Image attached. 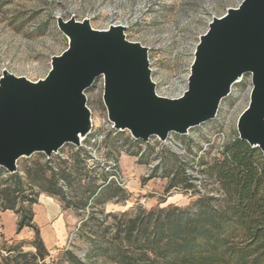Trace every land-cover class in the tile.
<instances>
[{"label": "water", "instance_id": "95a60500", "mask_svg": "<svg viewBox=\"0 0 264 264\" xmlns=\"http://www.w3.org/2000/svg\"><path fill=\"white\" fill-rule=\"evenodd\" d=\"M56 23L67 47L51 57L44 77L33 81L5 69L0 75V168L7 173L18 171L21 158H50L65 145L81 147L93 126L85 91L98 77L113 128L148 142L185 136L215 120L232 85L248 74L249 102L236 132L264 156V0H241L212 17L178 97L157 94L148 48L127 39L126 26L95 29L87 18L73 16Z\"/></svg>", "mask_w": 264, "mask_h": 264}, {"label": "rangeland", "instance_id": "374dc122", "mask_svg": "<svg viewBox=\"0 0 264 264\" xmlns=\"http://www.w3.org/2000/svg\"><path fill=\"white\" fill-rule=\"evenodd\" d=\"M240 2L241 0H0V75L5 69L33 81L44 77L50 68L51 57L59 55L67 47V39L57 27V18L69 19L73 16L78 21L87 18L95 29H103L106 24L113 22L127 21V39L140 42L148 48L156 92L167 97L179 95L181 92L178 89L185 84V78L189 74L195 46L199 36L207 30L208 22L213 16H221L227 8L236 7ZM250 90V76L245 74L239 82L232 85L230 94L220 104L218 115L232 133L236 132L238 116L248 105ZM102 91V77H98L85 91L87 105L92 110V119L96 124L98 113L105 110ZM211 128H215L214 123H211ZM198 129L200 128L194 131ZM127 134L128 132H124L123 136ZM178 137L187 144V137ZM152 147V151L148 152L147 146L142 144L118 145V149L109 156L106 155L108 149H104L98 156L99 161L93 160L89 167L86 163L87 155L83 153L86 168H94L96 171L102 167L101 163L106 165L113 156L116 158L114 173H117L121 187L125 190L124 200H109L99 204L97 197H90L88 191L84 192L78 187L84 181H73L70 189H67V201L64 202L44 192L39 193L37 204L32 208L39 210L37 205L40 202L42 204L45 197L53 198L54 204L62 208L60 213L55 212L52 220H59L61 223V229L57 232L60 236L53 238V243L49 246L45 245L40 236L44 245L40 252L33 244L35 229L31 226L18 228L17 214L0 207V264L13 262L15 258V262L22 264H112L101 253H96L92 246V228H101L96 223H102L107 213H119L133 206L149 209L173 204L183 207L194 202L198 195L217 196V187L209 183L210 190L204 194L193 189L189 181L186 191L167 188L168 174L174 169V160L177 159L168 156V150L159 148L156 144ZM80 148L83 150L82 147L65 145L49 161L43 154L21 158L17 172L22 174L35 161L41 164L50 162L51 166L57 167L54 162L56 157L62 159L59 154L65 156L66 160ZM157 164H161L159 168ZM101 170L106 172L103 167ZM26 181L24 179L25 183ZM58 184L61 186L62 182ZM96 184H100V181ZM35 188L32 190L34 193L37 192ZM29 193V190L24 189L21 194ZM20 204L28 206L26 201ZM32 224L39 233L40 224L37 221ZM52 230V235H55L56 231L54 228ZM232 242V246H241L239 238ZM38 254L44 255V259L40 260ZM248 259H257V255L251 253Z\"/></svg>", "mask_w": 264, "mask_h": 264}, {"label": "trees", "instance_id": "16d2710c", "mask_svg": "<svg viewBox=\"0 0 264 264\" xmlns=\"http://www.w3.org/2000/svg\"><path fill=\"white\" fill-rule=\"evenodd\" d=\"M123 133L118 131L106 136L107 156L115 152L118 145L143 144ZM234 133V139L224 146L218 157L200 159L204 165L205 185H215L217 196L198 195L194 202L183 207L173 204L149 209L133 206L119 213H107L102 223H96L101 228H92L94 251L112 264H264V156ZM146 146L151 152L153 147ZM83 153L80 148L69 159L56 157L57 167L50 162L35 161L22 174H9L0 168V207L17 214L18 228L35 229L33 244L39 252L44 245L32 224V206L37 203L39 193L64 202L73 181H84L78 187L88 191L90 197H97L99 204L126 199L124 188L108 181V172L86 168ZM168 156L176 157L169 151ZM112 160L115 163L116 158L113 156ZM174 161L166 187L186 191L189 184L184 167L178 159ZM157 165L159 168L161 164ZM3 174L6 176L2 177ZM97 181L100 184H96ZM35 187L37 192L34 193ZM24 189L34 195H22ZM22 201L28 206L23 207ZM236 238L241 240L239 247L232 246ZM251 253H255L257 259L249 260ZM38 255L40 260L44 259V255ZM16 260L7 264H22Z\"/></svg>", "mask_w": 264, "mask_h": 264}, {"label": "built area", "instance_id": "2783aa9c", "mask_svg": "<svg viewBox=\"0 0 264 264\" xmlns=\"http://www.w3.org/2000/svg\"><path fill=\"white\" fill-rule=\"evenodd\" d=\"M111 25H122L126 26L128 29L129 24L127 21H118L106 24V27L103 29H107ZM125 34L127 37L126 31ZM187 78L188 76L185 78V84L178 89V91L182 90L181 93L179 95H173L170 97H178L183 93V91L186 89ZM178 91L176 93H178ZM88 107L90 108V106ZM92 121V129L81 143V147L87 155L86 163L88 167L92 164L93 160L99 161L98 156L102 151H104V149H107V147L104 145V139L106 136L108 134L115 135L116 132H118L113 128L112 123L108 121L105 110L101 113H98L97 124L95 123L94 119H92ZM211 123L215 124L214 131L211 130ZM197 128L200 129L197 131H194L195 129L189 130L185 135V137L188 138V145L184 144L175 134H168L164 141H159L157 138H151L148 140V142H143L142 145H148L149 143H152L151 146H153L156 144L159 148L166 149L174 154L182 163L184 167V173L188 181L192 183V188L197 190L199 193L204 194L210 190V185H205L206 178L202 172L203 165L200 163V159L206 157L210 160L214 157H218L224 146L229 141L234 139L235 133H232L229 129H227L223 119L218 115V113L215 120L206 124H202ZM59 156L62 159L65 157L62 156V154H59ZM49 159L50 158H46V160ZM101 166L106 172L109 173L108 181L112 180L117 185L121 186V183L117 178V173H114L116 172L115 163L112 160H108L106 165L101 163ZM149 166L152 167V165ZM102 167L100 169H102Z\"/></svg>", "mask_w": 264, "mask_h": 264}, {"label": "crops", "instance_id": "0c3cea01", "mask_svg": "<svg viewBox=\"0 0 264 264\" xmlns=\"http://www.w3.org/2000/svg\"><path fill=\"white\" fill-rule=\"evenodd\" d=\"M130 136V135H129ZM46 200L42 201V204H38V209H33L34 216L33 221H37L40 224V232L39 236H41L46 246L52 245V239L55 237H59V230L61 229V223L59 220L53 221L55 212H61V209L58 204H54V199L51 197H45ZM56 201V200H55ZM58 203V201H56ZM39 203V202H38ZM37 203L34 204V206ZM60 204V203H59ZM55 205V206H54ZM57 207V209L55 208ZM52 228L56 231L55 235H52ZM45 236H48L45 238ZM49 241V242H46Z\"/></svg>", "mask_w": 264, "mask_h": 264}, {"label": "bare ground", "instance_id": "6f19581e", "mask_svg": "<svg viewBox=\"0 0 264 264\" xmlns=\"http://www.w3.org/2000/svg\"><path fill=\"white\" fill-rule=\"evenodd\" d=\"M180 92H181V90H180ZM179 93V92H178ZM180 94V93H179Z\"/></svg>", "mask_w": 264, "mask_h": 264}]
</instances>
